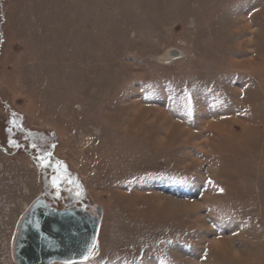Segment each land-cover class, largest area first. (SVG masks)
<instances>
[{
    "label": "rangeland",
    "instance_id": "obj_1",
    "mask_svg": "<svg viewBox=\"0 0 264 264\" xmlns=\"http://www.w3.org/2000/svg\"><path fill=\"white\" fill-rule=\"evenodd\" d=\"M0 147V264L43 196L77 264H264V0H0Z\"/></svg>",
    "mask_w": 264,
    "mask_h": 264
},
{
    "label": "water",
    "instance_id": "obj_2",
    "mask_svg": "<svg viewBox=\"0 0 264 264\" xmlns=\"http://www.w3.org/2000/svg\"><path fill=\"white\" fill-rule=\"evenodd\" d=\"M52 208L46 200L32 204L20 221L13 242L16 264H74L93 254L102 223V210Z\"/></svg>",
    "mask_w": 264,
    "mask_h": 264
},
{
    "label": "flooded vegetation",
    "instance_id": "obj_3",
    "mask_svg": "<svg viewBox=\"0 0 264 264\" xmlns=\"http://www.w3.org/2000/svg\"><path fill=\"white\" fill-rule=\"evenodd\" d=\"M41 136V138H43L44 136H43V134H41L40 135ZM27 142H28V144H29V146H31L30 147V149H33V148H38V147H40V144L38 145V143H37V145L36 144H34V143H32L31 144V141H29V139H27ZM1 149H3V147H0ZM26 151V150H25ZM27 152V154H29V155H31V153L29 152V151H26ZM52 156V155H51ZM54 158H55V156H53ZM54 172H56V171H54ZM47 191V189H46V187H44V193ZM44 195V194H43ZM44 197V196H43ZM70 204V205H69ZM69 204H68V206H71V203L69 202ZM65 208H72V209H76V208H80V207H77V206H71V207H65ZM82 209V208H81Z\"/></svg>",
    "mask_w": 264,
    "mask_h": 264
},
{
    "label": "crops",
    "instance_id": "obj_4",
    "mask_svg": "<svg viewBox=\"0 0 264 264\" xmlns=\"http://www.w3.org/2000/svg\"><path fill=\"white\" fill-rule=\"evenodd\" d=\"M1 180V179H0ZM37 181H38V179H36ZM39 183V182H38ZM41 190H42V188H41ZM40 193V192H39ZM37 195H39V194H37ZM99 255V254H98Z\"/></svg>",
    "mask_w": 264,
    "mask_h": 264
},
{
    "label": "bare ground",
    "instance_id": "obj_5",
    "mask_svg": "<svg viewBox=\"0 0 264 264\" xmlns=\"http://www.w3.org/2000/svg\"><path fill=\"white\" fill-rule=\"evenodd\" d=\"M173 56V55H172Z\"/></svg>",
    "mask_w": 264,
    "mask_h": 264
}]
</instances>
